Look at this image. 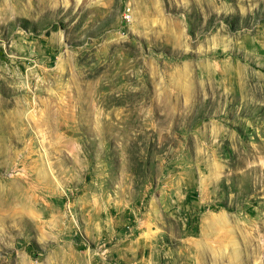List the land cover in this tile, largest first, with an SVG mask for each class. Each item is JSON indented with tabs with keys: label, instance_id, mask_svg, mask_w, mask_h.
I'll return each instance as SVG.
<instances>
[{
	"label": "rangeland",
	"instance_id": "obj_1",
	"mask_svg": "<svg viewBox=\"0 0 264 264\" xmlns=\"http://www.w3.org/2000/svg\"><path fill=\"white\" fill-rule=\"evenodd\" d=\"M0 264H264V0H0Z\"/></svg>",
	"mask_w": 264,
	"mask_h": 264
}]
</instances>
